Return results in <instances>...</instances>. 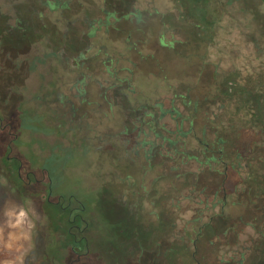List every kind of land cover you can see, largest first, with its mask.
I'll return each instance as SVG.
<instances>
[{
	"label": "rangeland",
	"instance_id": "374dc122",
	"mask_svg": "<svg viewBox=\"0 0 264 264\" xmlns=\"http://www.w3.org/2000/svg\"><path fill=\"white\" fill-rule=\"evenodd\" d=\"M56 1L49 7L47 0H0V264H198L192 242L180 241L195 206L185 197L190 179L164 174L160 157L147 158L143 149L120 150L121 106L129 102L111 86L115 79L101 60L120 55L113 68L129 65L128 58L143 98L167 103L187 89L193 99L217 92L209 70L218 57L210 64L199 57L187 61L160 46L159 18L146 14L139 23L121 20V30L91 28L93 18L104 17L102 8L121 13L143 9L148 0ZM243 24L223 28L214 48L223 51L224 67H236L231 76L264 92V37L248 19ZM247 31L260 47L248 41ZM129 32L141 38L130 48ZM173 32L176 39L187 34L180 27ZM237 102L240 113L252 103ZM233 110L221 117L229 119ZM238 179L228 177L230 192ZM197 181L199 189L215 188L220 176L201 172ZM228 210L236 215L243 207ZM213 234L209 229L199 242L197 257L202 264H232L225 260L231 243H247L245 235L230 233L212 244ZM255 258L248 254L243 264Z\"/></svg>",
	"mask_w": 264,
	"mask_h": 264
},
{
	"label": "trees",
	"instance_id": "16d2710c",
	"mask_svg": "<svg viewBox=\"0 0 264 264\" xmlns=\"http://www.w3.org/2000/svg\"><path fill=\"white\" fill-rule=\"evenodd\" d=\"M155 1L148 0L143 9L121 13L102 8L104 17L93 18L97 25H91V28L104 26L106 31L114 26L121 30V20L139 23L146 21L145 14L149 18H159L160 46L174 48L187 61L199 57L205 64H210L211 56L218 57L211 76L217 92L193 99L189 95L190 89H187L189 92L176 94L167 103L162 98L147 100L134 85L133 62L124 57L129 65L111 68L112 62L119 63L120 55L105 57L101 60L105 71L115 79L111 86L117 87L129 102L128 106H121L123 122L118 130L122 141L120 150L127 154L143 149L147 158L152 155L160 157L159 166L164 174L190 179V191L185 197H193L195 206L193 214L184 220L180 228V241L185 245H188L187 240L192 242L198 264H202L197 257L199 242L204 240L209 229L214 231L209 239L212 244L219 241L220 236L226 238L230 233L237 239L245 235L246 245L239 241L231 243V254L225 260L243 264L244 258L253 253L255 264H264V92L257 83L251 84L247 80L241 84L237 77L231 76L236 67H224L223 51L214 48L223 28H241L245 19L250 26L256 25L263 39L264 11L260 5L264 0H159V8L152 6ZM46 4L54 7L57 1L47 0ZM162 6L167 7L164 9ZM248 15L251 17L248 18ZM177 27L185 30L186 37L176 39L173 31ZM168 33H171V38H167ZM95 34L90 32L89 35ZM247 35L249 42L260 47L255 33L247 31ZM125 39L130 48L137 45L135 43L141 38L133 40L129 32ZM128 96L134 99L130 100ZM238 100L244 103L251 101L249 110L240 113ZM113 106L112 103L109 109ZM231 106L235 110L230 112L229 119L222 118L221 112ZM236 114L239 115L237 121L233 119ZM201 172L220 176L215 188L207 184L198 188L197 180ZM232 174H237L239 179L230 192L226 182ZM192 192L196 193L192 195ZM230 196H233L232 200ZM233 204L241 205L242 212L235 215L228 210ZM175 207L182 209L179 203ZM248 229L254 233L248 232ZM236 244L240 247L236 248Z\"/></svg>",
	"mask_w": 264,
	"mask_h": 264
},
{
	"label": "crops",
	"instance_id": "0c3cea01",
	"mask_svg": "<svg viewBox=\"0 0 264 264\" xmlns=\"http://www.w3.org/2000/svg\"><path fill=\"white\" fill-rule=\"evenodd\" d=\"M209 73H210V75H209V78H210L212 76V70H209Z\"/></svg>",
	"mask_w": 264,
	"mask_h": 264
}]
</instances>
